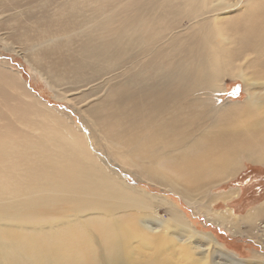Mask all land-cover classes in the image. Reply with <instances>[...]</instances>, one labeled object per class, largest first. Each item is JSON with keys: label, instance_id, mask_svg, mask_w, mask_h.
Instances as JSON below:
<instances>
[{"label": "bare ground", "instance_id": "obj_1", "mask_svg": "<svg viewBox=\"0 0 264 264\" xmlns=\"http://www.w3.org/2000/svg\"><path fill=\"white\" fill-rule=\"evenodd\" d=\"M0 43L87 116L118 166L194 207L232 201L235 186L211 189L264 164V0H0ZM233 79L245 98L219 103ZM103 161L0 62V264H264L163 199L158 221L163 201Z\"/></svg>", "mask_w": 264, "mask_h": 264}, {"label": "rangeland", "instance_id": "obj_2", "mask_svg": "<svg viewBox=\"0 0 264 264\" xmlns=\"http://www.w3.org/2000/svg\"><path fill=\"white\" fill-rule=\"evenodd\" d=\"M17 50L19 52L9 51L0 43V62L8 63L20 71L26 80L28 88L35 93V96L49 106H55L60 112L70 117L73 123L82 131L86 145L102 158L106 162L103 161L106 165L112 170L117 171L125 182L150 193L161 201L171 202L175 210L182 213L199 230L215 234L221 241L220 243L223 242L222 244L226 245L233 252L231 255L238 261H243L242 259L252 255L255 251L261 254V256H264V164L254 165L246 162L245 168L241 170L238 176L223 185L211 189V192H215L222 189H229L232 185L235 186L234 188L237 191L233 195L232 201L218 200L210 204L201 202L198 208L194 207L193 204L192 206L191 203H187L175 191L167 189L157 183L147 181L140 178V176L137 177L139 173L135 170L131 169L130 171H133L131 174L118 166L109 157V152L101 146L100 138L94 133L87 116L80 112L77 106H73L70 101L63 100L62 102L57 100L46 80L39 72L34 71L30 63L26 60L23 55L24 52L22 53L21 50ZM241 82L240 79H233L232 82L231 80L227 81L228 85L226 84V90L216 95L218 102L223 103L228 100L239 101L243 97L245 98L244 83ZM235 85H238L239 90L236 92L230 91V87ZM69 96L71 97L73 95L69 94ZM19 125L23 127L21 124ZM165 201L160 203L161 206H154L155 218L158 221L164 222L167 220L168 205ZM230 208L235 213V217L242 219L247 217V223L242 222V219L238 223L223 219L221 214L230 212ZM168 236L170 238V235ZM132 246L135 252L140 250L139 244L136 241L133 242ZM209 248L214 252L212 246H209ZM131 262L134 261L131 260ZM222 262V264H233L226 262L224 259Z\"/></svg>", "mask_w": 264, "mask_h": 264}, {"label": "flooded vegetation", "instance_id": "obj_3", "mask_svg": "<svg viewBox=\"0 0 264 264\" xmlns=\"http://www.w3.org/2000/svg\"><path fill=\"white\" fill-rule=\"evenodd\" d=\"M241 82V81H240ZM242 83V82H241ZM242 85V84H241ZM228 90H229V88H228ZM239 90V88H238V85H235V86H231L230 87V91H233V92H236V91H238Z\"/></svg>", "mask_w": 264, "mask_h": 264}, {"label": "trees", "instance_id": "obj_4", "mask_svg": "<svg viewBox=\"0 0 264 264\" xmlns=\"http://www.w3.org/2000/svg\"><path fill=\"white\" fill-rule=\"evenodd\" d=\"M263 186H264V184H263ZM220 231V230H219Z\"/></svg>", "mask_w": 264, "mask_h": 264}]
</instances>
